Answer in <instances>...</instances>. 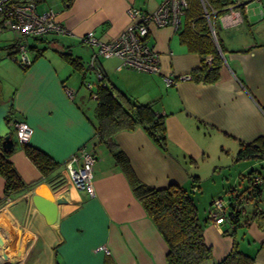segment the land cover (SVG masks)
<instances>
[{
  "label": "crops",
  "instance_id": "1",
  "mask_svg": "<svg viewBox=\"0 0 264 264\" xmlns=\"http://www.w3.org/2000/svg\"><path fill=\"white\" fill-rule=\"evenodd\" d=\"M161 1L73 0L65 7L61 0H41L45 6L40 12L55 10L56 19L69 33L29 37L28 54L33 61L26 68L9 56L8 48L17 42V36L10 30L0 32V103L11 100L10 120L25 121L32 129L28 143L58 162L43 175L26 156L9 120L7 125L15 144L8 159L27 187L14 192L9 200L3 199L4 178L0 175V229L23 234L26 239L22 242V237H17L15 244L0 235V251L6 255L0 264H166L164 239L132 193L106 145L95 136L96 101L92 89L93 82L97 84L101 79L100 71L106 83L109 81L141 103H153L154 109L164 115L167 151L141 127L120 130L113 136L136 176L150 186L175 183L189 187V176L197 174L202 179V166H212V156L217 160L230 156L227 143H232L237 153L240 144L264 138V42H256L241 27L252 22L249 1L239 8V23L225 25L217 20L219 26L233 29H225L218 36L224 51L215 82L191 78L173 83L164 80L165 76L177 78L190 73L200 62L198 53L181 42V26L149 27L147 40L158 53L157 72L118 69L120 60L115 56H98L90 61L96 47L83 42V34L93 31L98 40L109 41L130 23L129 7L152 11ZM261 15L260 10L259 18ZM37 50L40 54L35 57ZM65 52L78 59L81 70L61 57ZM76 72H81L82 77L77 78ZM65 87L72 91V97ZM82 145L95 154L93 195L74 185L64 165L67 157ZM236 160L248 163L239 168L236 177L246 180L244 175L251 169L261 174L256 200L264 211V171L256 168H264V159ZM234 183L233 180L226 189L211 191L204 216L198 215L203 221L207 219L203 237L212 251L211 259L202 264H214L231 247V223L227 219L216 223L207 215L213 199L223 197L233 186L242 190L246 185ZM199 187L193 189L194 193ZM33 192L50 199H64L57 204L54 222L47 223L36 209L31 200ZM222 202L228 207V198ZM235 236L240 246L254 253L253 264H264V244L260 245L264 243V228L249 220L235 229ZM100 246L106 250L98 249Z\"/></svg>",
  "mask_w": 264,
  "mask_h": 264
},
{
  "label": "trees",
  "instance_id": "2",
  "mask_svg": "<svg viewBox=\"0 0 264 264\" xmlns=\"http://www.w3.org/2000/svg\"><path fill=\"white\" fill-rule=\"evenodd\" d=\"M14 1H32L37 4L41 0ZM72 1L61 0L65 7L70 6ZM207 2L212 8L217 9L213 18L216 28L219 15L224 13V6L230 1L207 0ZM178 34L181 42L186 44L190 50L196 51L200 57L199 65L189 73L190 78L197 81L215 82L223 64L221 52L224 51V47L217 35L216 40L211 36L199 0H188V6ZM8 49L10 50L9 55L12 54L16 51V44L14 43ZM39 54L40 51L37 50L35 57ZM60 55L74 69H82V65L76 57H72L67 52ZM206 56H210L209 61L206 60ZM100 74L101 79L97 82L94 91L96 101L95 136L106 145L115 164L126 176L132 193L164 239L167 245L166 264H202L211 259V247L205 243L203 237V228L207 219L203 221L199 218L192 196L193 189L199 186V176L197 174L189 176V187L175 183H170L166 187L150 186L136 176L127 155L113 139L114 134L120 130L141 127L155 144L167 151L164 115L154 109L153 103H141L109 81L106 83L105 75L101 71ZM5 120L8 124L10 115ZM13 141L15 144L14 139ZM22 148L26 156L43 175H47L58 165V162L47 153L28 142L22 143ZM11 150L4 151L0 146V175L4 178L3 199L27 187L8 159ZM236 157L239 160L264 159V138L260 137L254 142L240 144ZM256 174L261 176L253 169L245 173L246 185L242 190L233 186L226 191L228 207H224L222 221L227 219L232 225L233 230L229 232L232 236V244L225 256L214 264H253L254 262V253L250 252L248 248L240 246V242L235 236V229L246 225L249 220H254L260 228H264V211L257 206L256 200L261 183L254 184L252 182V178ZM253 200L256 203L249 216L247 214L249 212L242 204ZM213 201L214 199L209 204L208 210ZM247 216H249L248 220L246 219Z\"/></svg>",
  "mask_w": 264,
  "mask_h": 264
},
{
  "label": "built area",
  "instance_id": "3",
  "mask_svg": "<svg viewBox=\"0 0 264 264\" xmlns=\"http://www.w3.org/2000/svg\"><path fill=\"white\" fill-rule=\"evenodd\" d=\"M224 6V13L219 15L222 24H237L241 21L239 8L245 6L250 0H229ZM203 16L206 18L211 36L216 40L213 18L217 9L212 8L207 0H199ZM188 0H162L152 11H143L134 7L128 8L130 23L113 39L103 42L98 40L93 31L83 34L80 39L96 47L91 55V62L98 56L118 57V69L131 67L145 72L159 71L158 53L148 42L147 36L150 26H167L173 28L181 26ZM0 32L10 30L17 36L16 51L10 58L21 67L31 64L32 58L28 54L27 39L39 37L47 33L66 34L69 31L56 19L55 10L48 8L37 11L36 4L32 1L15 2L14 0H0ZM190 74H182L177 78L165 76L166 83H173L177 79H189ZM67 95L72 97V91L64 88ZM10 126L14 129L19 142H28L32 133L31 127L23 120L11 119ZM95 156L93 150L85 146L78 147L64 161L66 170L77 188L84 189L89 195L94 194L91 177ZM254 184H260L262 177L254 175ZM9 200V197H6ZM224 206L222 197L214 199L208 210V218L216 223L222 222ZM104 248L100 246L98 249Z\"/></svg>",
  "mask_w": 264,
  "mask_h": 264
},
{
  "label": "rangeland",
  "instance_id": "4",
  "mask_svg": "<svg viewBox=\"0 0 264 264\" xmlns=\"http://www.w3.org/2000/svg\"><path fill=\"white\" fill-rule=\"evenodd\" d=\"M251 1V2H250ZM249 4H248V13L251 15L250 20L252 21L251 23H249L248 25L245 23L244 25H241V27H245L248 31V34L251 36L253 35V37H255V41L256 42H264V0H259L258 1H254V0H250ZM44 3L45 2H38L36 4L37 6V10H43L44 8ZM261 10L262 15L258 16V12ZM225 29H229L232 30V27H228V28H223V26H219L218 23H216V32H217V36H220L223 32H225ZM30 44V41L28 42V45ZM87 63V60L85 59V61ZM86 63H84L86 65ZM77 78H81L82 77V73L81 72H76L75 73ZM96 81L93 82V89L92 91L94 92L96 89ZM86 92V94L89 93L88 89L84 90ZM227 145L230 146V148H227L229 150V157L228 156H221V158L219 160L215 159L217 158L216 156H212L211 159H213L211 162L213 163L212 166L209 164H204L202 166V170H203V178L199 180V190L196 193H193V198L195 200V204L198 210V215L204 216L205 213V209L206 206L208 205V201L210 200V193L211 191H213L214 189H221L223 190V188H227L229 186V184H231V182L234 180V184L237 186H240L241 184H246V180L245 179H240V177H236L238 176L237 173L239 172V168L248 164L246 162H241L236 160V154L235 153V148L233 147L232 143H227ZM225 155V154H223ZM229 160H231L229 162ZM214 165H216L214 167ZM262 167H264V164H261ZM256 168H259L261 171H264V168H260V166H256ZM234 178V179H233ZM224 183V184H223ZM242 186V185H241ZM225 192V190H224ZM228 198V196L226 195V193L223 194V201H226ZM256 201H250V202H245L243 203V206L245 207L246 211H250L254 205H255ZM13 232H10L9 230L4 231L3 229H0V235H2L4 237V240L8 241L10 240L11 242L14 241V239H17V237H22V242H24V240L26 239V236L24 237L23 234L16 233V234H12ZM12 242V243H13ZM16 244V243H15Z\"/></svg>",
  "mask_w": 264,
  "mask_h": 264
},
{
  "label": "water",
  "instance_id": "5",
  "mask_svg": "<svg viewBox=\"0 0 264 264\" xmlns=\"http://www.w3.org/2000/svg\"><path fill=\"white\" fill-rule=\"evenodd\" d=\"M11 100L0 103V137L1 147L4 151H10L14 145L13 137L6 123V117L9 116ZM31 200L36 209L44 216L47 223H52L56 219L57 204L64 201L61 197L50 199L36 192L31 194ZM6 258V255L0 251V261Z\"/></svg>",
  "mask_w": 264,
  "mask_h": 264
}]
</instances>
